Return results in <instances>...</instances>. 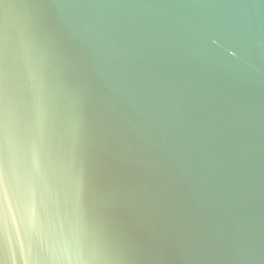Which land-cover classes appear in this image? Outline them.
I'll return each mask as SVG.
<instances>
[{
  "label": "water",
  "instance_id": "water-1",
  "mask_svg": "<svg viewBox=\"0 0 264 264\" xmlns=\"http://www.w3.org/2000/svg\"><path fill=\"white\" fill-rule=\"evenodd\" d=\"M0 264H264V0H0Z\"/></svg>",
  "mask_w": 264,
  "mask_h": 264
}]
</instances>
